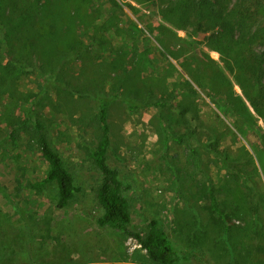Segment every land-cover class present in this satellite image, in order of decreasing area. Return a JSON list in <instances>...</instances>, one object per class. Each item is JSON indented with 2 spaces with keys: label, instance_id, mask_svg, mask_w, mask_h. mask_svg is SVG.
Segmentation results:
<instances>
[{
  "label": "rangeland",
  "instance_id": "rangeland-1",
  "mask_svg": "<svg viewBox=\"0 0 264 264\" xmlns=\"http://www.w3.org/2000/svg\"><path fill=\"white\" fill-rule=\"evenodd\" d=\"M17 1V8L15 0L3 5H11L9 17L22 19L26 0ZM173 1L91 0L96 10L86 15L85 26L52 37L60 55L50 61L38 54L42 48L21 43L23 35L0 34V264H152L137 241L98 224L102 174L90 153L100 136L102 95L111 99L108 163L118 170L132 227L145 232L150 220H159L180 251L177 264L260 260L255 257L264 237L249 230L254 192L264 194V112L252 101L254 79L234 68L231 58L233 70L226 66L224 56L207 46V34H196L194 16L182 22L186 30L167 20ZM70 2L67 7L78 6ZM46 14L36 18L39 31L50 30L39 21ZM161 25L167 29L158 30ZM174 34L196 37L198 57L172 45L168 36ZM72 35L84 42L78 51L67 47ZM254 50L261 53L264 46ZM145 85L152 93L141 90ZM136 95L165 105L132 109L127 98ZM40 131L79 187L63 208L53 185L33 187L47 168ZM213 149L233 161L226 164ZM212 188L231 218L233 243L254 258L221 260L211 239L196 238L201 229L209 238L228 236L210 209Z\"/></svg>",
  "mask_w": 264,
  "mask_h": 264
},
{
  "label": "trees",
  "instance_id": "trees-1",
  "mask_svg": "<svg viewBox=\"0 0 264 264\" xmlns=\"http://www.w3.org/2000/svg\"><path fill=\"white\" fill-rule=\"evenodd\" d=\"M3 1L0 0V34L5 31L7 34L13 32L23 35L24 39H21L20 42L26 44L25 46L32 49V51L42 48L41 52H37L40 53L42 58H47L48 61L52 56L57 57V55H60L51 40L54 37L56 39L57 36L59 38L64 37L68 34L67 29L70 28L76 32L78 27L80 29L81 25H86V15L90 11L96 10H92L91 0H76L78 6L74 8L67 7V3L69 1L74 3L75 0H26L27 8L21 10L22 19L20 15L16 19L7 15L11 10V5L8 2L3 5ZM172 3L174 7L168 9L165 18L176 24L177 27L186 30L187 27L182 22L186 18L194 16L197 28L196 34L198 32L207 34V46L219 51L224 56L225 62H227L226 66L233 70L232 65L234 63V68L238 67L239 72H246L252 76L255 82V97L252 98V101L257 110L261 109L264 112V51L257 53L254 50L255 46L259 44L264 46V16H262L264 0H241L233 7L230 6L231 0H177ZM17 4L18 1L15 0L14 6L16 8ZM46 12L47 14L39 21L43 22L42 29L49 27L50 30L39 31L36 26V18ZM63 12V17H68L67 21L62 18L61 13ZM52 13H54V16H52ZM65 14L68 16H65ZM162 29L167 28L163 25L158 27V30ZM73 36L67 43V47L71 51H78L79 46L84 42L82 39L78 40ZM161 36L164 37V33H160ZM168 39L172 45L190 49L196 57L200 54L196 37L190 39V37H181L174 34L168 36ZM48 41L52 44L47 43ZM90 43H92L91 40ZM46 45L49 47H46ZM235 45H238V47L234 48ZM229 58L233 60V62L230 60L232 65L228 61ZM200 61L204 60L201 58ZM206 64L210 65V63ZM198 83L201 87L206 88V83L200 80H198ZM240 84L242 86V83ZM141 90L150 91L151 93L153 91L148 85H145V88L143 87ZM136 97L127 98L132 109L165 105L160 100L153 101L148 99L149 97L143 99L142 95H136ZM98 98L100 136L96 146L90 153L102 174L101 182L97 188V200L102 209L98 224L102 227H110L121 231L127 237L135 238L141 244V247L146 250L152 264H177L181 260L180 251L170 237L168 229L159 220H150L145 232L132 227L130 204L123 192V184L119 178L118 170L108 163V153L111 147V99L104 95ZM258 98L260 104L257 101ZM10 135L14 138L13 132ZM176 139L181 141L183 135H177ZM37 142L47 168L45 176L34 183L33 187L43 190L45 187L53 185L56 188L57 205L63 208L76 198L79 187L76 185L75 177L65 164L61 154L51 146L48 137L42 131L39 132ZM214 151L226 164L233 161L228 155L219 153L218 150ZM209 199L210 209L217 215L218 226L222 227L225 232L228 231V233L226 232L228 236L227 239L222 236L209 238L210 235L207 230L201 229L199 233H195L196 238L211 239V246L220 251L219 259L221 260H224V257L231 256L234 259L239 257L254 258L258 254L259 257L255 258H260V260L253 259L252 264H264V243L259 245L257 254H254L252 250L245 251L237 247L240 244H234L229 234L232 229L229 225L231 218L213 188L209 190ZM253 199L250 234L264 237V218H261V209L264 207V194L260 195L258 192H254ZM235 252H237V255L234 254Z\"/></svg>",
  "mask_w": 264,
  "mask_h": 264
},
{
  "label": "built area",
  "instance_id": "built-area-1",
  "mask_svg": "<svg viewBox=\"0 0 264 264\" xmlns=\"http://www.w3.org/2000/svg\"><path fill=\"white\" fill-rule=\"evenodd\" d=\"M129 239H134L135 241H137L135 238H133V237H130ZM137 243H138V241H137ZM139 245L141 246V244L139 243Z\"/></svg>",
  "mask_w": 264,
  "mask_h": 264
}]
</instances>
